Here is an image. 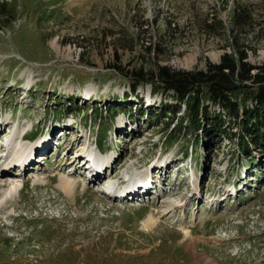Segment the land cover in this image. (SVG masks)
<instances>
[{
    "label": "rangeland",
    "instance_id": "rangeland-1",
    "mask_svg": "<svg viewBox=\"0 0 264 264\" xmlns=\"http://www.w3.org/2000/svg\"><path fill=\"white\" fill-rule=\"evenodd\" d=\"M1 3L0 147L14 130L27 131L18 147L35 138L38 149L49 146L24 173L1 165L0 198L12 181L22 187L0 204V264H264V150L246 157L223 135L199 138L191 154L192 127L169 140L167 119L151 118L170 97L153 95L150 84L131 91L122 77L139 67L218 63L232 50L236 7L251 17L237 40L250 63H263L264 0ZM98 113L106 126L100 153L93 146ZM93 152L118 155L104 173L109 179L91 181L79 167L78 158ZM156 162L169 165L150 169ZM132 171L152 176L151 192L139 196L148 186L133 185L139 197L119 200L102 189L135 177ZM61 179L73 180L74 193L58 187Z\"/></svg>",
    "mask_w": 264,
    "mask_h": 264
},
{
    "label": "trees",
    "instance_id": "trees-1",
    "mask_svg": "<svg viewBox=\"0 0 264 264\" xmlns=\"http://www.w3.org/2000/svg\"><path fill=\"white\" fill-rule=\"evenodd\" d=\"M247 12L244 7H236L231 12L229 30L233 34L228 44L232 50L220 55L218 63L209 61L204 68L195 70L158 65L153 71H144L139 67L122 74L131 91L139 85L150 84L153 95L170 97L172 103L164 102L159 112L151 114V118L159 122L167 119L166 137L169 140L183 138L188 127H192L197 136L191 143V152L196 149L199 138L207 141L223 135L234 139L246 157H250L254 147L264 150V62L250 63L244 46L237 40L241 33H245L244 26L250 23L251 17ZM0 15L7 17L2 11ZM204 25L206 30H212L215 24L205 22ZM116 70L120 72V69ZM127 98L126 93L124 99ZM209 104L216 109H209ZM118 110L114 107L107 117L112 120ZM97 115L94 120H99L96 130L100 146L104 135L98 132L106 126L101 114Z\"/></svg>",
    "mask_w": 264,
    "mask_h": 264
},
{
    "label": "bare ground",
    "instance_id": "bare-ground-1",
    "mask_svg": "<svg viewBox=\"0 0 264 264\" xmlns=\"http://www.w3.org/2000/svg\"><path fill=\"white\" fill-rule=\"evenodd\" d=\"M87 95H89V94H87ZM52 136H53V134L49 133V138H48L49 142L53 141ZM40 141L41 140L38 141V139H37L32 145L29 146V148H27V147L26 148L25 147H18V144L16 143V145L14 146V150H15V148L17 150L14 151L12 149L14 154H16V155L17 154H22V156L25 157L23 160H20V164L22 166L19 169L20 170L19 173H22V172L24 173L32 164H34L35 159H36V157H35V153L36 152H41V151H43L44 148L49 146V145H46L47 143L45 142L46 144L42 145L38 149L37 147H38V144H39ZM26 152H28L29 155L28 154L27 155H23V153L25 154ZM92 154L93 155H91V154L90 155H83L82 158H78V161H77V163H79V167L82 169V171H86V172L88 171L87 175L89 177H91V181L96 179V178H98L99 176H102L103 171H105V166L106 165L114 166V164L116 162L115 161V157L110 156L109 158L107 157L106 159L104 158L102 160H98L96 155L94 153H92ZM14 157H15V155H14ZM72 159H74V158H72ZM12 160L14 161V159H12L9 156H7V159L4 160L0 164V168H3L1 165H3V163H4L3 166H5V168H4L5 171L9 172V170H6V169H12L15 166V165H13V161ZM167 165H169V163H167L165 166L167 167ZM165 166L162 169H160V170H165ZM158 167H160V164H159V162H156V163L151 164L150 169H154V168L157 169ZM4 169H2L3 172H5ZM132 172L136 173L135 171H132ZM135 175L136 176L133 177V178L131 177L132 175H128L127 176V182L122 186L123 187L122 193L121 192H117L112 187L111 196L112 197L115 196L119 200H124V199H127V198L130 200V198H133L134 195L136 194L134 189H132L133 185H135L136 187H140L141 184H145L148 187L146 189H144L143 192H140V193L138 192V195L140 194L139 196L146 195L147 194L146 192H151V189H153L152 188V176L150 177L149 181H147L148 179L145 176L143 178H140L138 176V173H136ZM138 177H139V181H138ZM73 184H74L73 180L67 181V180L61 179L60 182H59L58 187H60V188L62 187L63 190L65 191V193H72L73 192L72 190L75 189ZM18 185H19V183H17V182L15 183L13 181H12V183L9 184V186L6 189V191H4V193H2L3 195L0 198V204L1 205L4 204L5 202H7V199H9L11 197V194H13V192L16 191V189L18 188ZM138 195L135 196V197H139ZM145 223L148 226L152 225L151 219H147L145 221Z\"/></svg>",
    "mask_w": 264,
    "mask_h": 264
}]
</instances>
